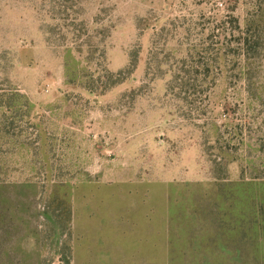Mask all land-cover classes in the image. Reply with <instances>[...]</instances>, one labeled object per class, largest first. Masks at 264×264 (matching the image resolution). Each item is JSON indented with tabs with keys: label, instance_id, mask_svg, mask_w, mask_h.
Instances as JSON below:
<instances>
[{
	"label": "rangeland",
	"instance_id": "obj_1",
	"mask_svg": "<svg viewBox=\"0 0 264 264\" xmlns=\"http://www.w3.org/2000/svg\"><path fill=\"white\" fill-rule=\"evenodd\" d=\"M195 228L264 264V0H0V262L169 264Z\"/></svg>",
	"mask_w": 264,
	"mask_h": 264
},
{
	"label": "trees",
	"instance_id": "obj_2",
	"mask_svg": "<svg viewBox=\"0 0 264 264\" xmlns=\"http://www.w3.org/2000/svg\"><path fill=\"white\" fill-rule=\"evenodd\" d=\"M250 39L249 38H245L244 39V43L246 45L250 44ZM198 231V229H194L192 231V234L190 236H188V238H190V240L188 241L190 244V252H191V258L189 259H185V238H183L184 240V244H183V248H182V252H181V248L177 245L174 244V238H171V262L172 264H221L220 262H217L211 258L208 254L206 253H202L203 252V246L202 244L197 240L198 236L194 233H196ZM5 237V236H0V238ZM25 237V236H24ZM12 239V238H11ZM180 237H178L175 240H179ZM217 239V240H216ZM229 239V238H228ZM210 240H212V242L218 241L217 244H219V241H222V236H213V238H211ZM182 241V238H181ZM211 243V242H209ZM221 245V244H220ZM180 248V250H178V248ZM189 248V246H188ZM20 250H16L13 249L11 251H8V254H6L9 258V263L8 264H37L38 259H32L31 261H27L25 260V255L20 254V252H23L21 250V248H19ZM224 253H227L231 259H235L231 256L230 252L227 250H223ZM62 255V254H61ZM31 256V255H29ZM71 255H68L67 257L62 255V259L64 261H67L68 264L71 263ZM27 257H28V252H27ZM33 258V257H32ZM17 259V260H15ZM0 264H6L4 262H0Z\"/></svg>",
	"mask_w": 264,
	"mask_h": 264
},
{
	"label": "crops",
	"instance_id": "obj_3",
	"mask_svg": "<svg viewBox=\"0 0 264 264\" xmlns=\"http://www.w3.org/2000/svg\"><path fill=\"white\" fill-rule=\"evenodd\" d=\"M169 245H171V236H170V238H169ZM169 264H172V262H171V248H170Z\"/></svg>",
	"mask_w": 264,
	"mask_h": 264
}]
</instances>
